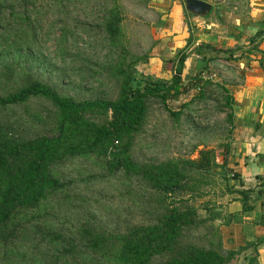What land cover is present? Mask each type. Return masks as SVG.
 I'll return each instance as SVG.
<instances>
[{
	"label": "trees",
	"instance_id": "1",
	"mask_svg": "<svg viewBox=\"0 0 264 264\" xmlns=\"http://www.w3.org/2000/svg\"><path fill=\"white\" fill-rule=\"evenodd\" d=\"M78 1L0 0V264H232L237 253L223 248L220 231L214 225L218 213L205 206L208 215L202 217L194 206L203 175L222 178L229 172L228 145L223 143L219 151L201 149L196 159L157 163L136 162L130 151L147 125L149 101H159L175 124L190 103L215 89L224 94V138H231L235 131L232 100L224 87L202 78V70L195 69L193 59L198 55L205 60L203 51L208 50L213 59L221 54L224 60L237 63L243 57L242 48L220 50L201 44L170 55L172 36L162 29L157 39L138 53L124 33L127 0H83L93 4L98 16L81 27L86 38L96 39L99 49L106 50L101 58L105 64L94 70L96 49L86 56L74 44L75 39L69 41L67 35H73L72 29L78 27L69 20L73 27H61L52 60H59L61 66L67 60L73 62L77 66L74 70L83 74L81 83L93 84L106 76L114 83L116 95L78 99L31 71L38 65L50 66L37 42L42 19L51 15V28L63 3L75 7ZM149 1L132 3L148 12ZM43 8L44 12L38 10ZM188 28L187 48L192 39ZM263 36L264 30H258L248 44ZM81 42L91 48L90 40ZM188 60L190 66L186 67ZM259 62L264 72V53ZM170 65L174 68L169 81L155 76L156 71ZM29 104L49 106L42 118L37 116L36 123L40 128L50 124L47 131L24 130L25 117L6 119L4 113L13 108H22L29 116ZM92 157L102 159L103 173L88 179L123 173L142 180L156 200L150 203L152 213H147V220L124 231H108L74 210L73 204L79 200L73 187L76 183L71 178L62 179L57 168ZM231 177L236 179L237 174L231 173ZM241 196L242 212L251 210L245 194ZM40 246L47 248L50 256L33 252ZM254 261L251 258L248 264Z\"/></svg>",
	"mask_w": 264,
	"mask_h": 264
},
{
	"label": "rangeland",
	"instance_id": "2",
	"mask_svg": "<svg viewBox=\"0 0 264 264\" xmlns=\"http://www.w3.org/2000/svg\"><path fill=\"white\" fill-rule=\"evenodd\" d=\"M72 5L67 6L65 2L63 3L59 9V18L56 24L50 26L51 28L48 26L53 17L48 15V18L42 19L40 29L37 32V42L41 46L43 57L50 66L36 65L37 69L31 71L39 76L43 82L54 86L69 96H76L78 99L114 98L116 95V90L112 88L114 83L108 81L106 76L98 77L97 82L93 84L81 83L80 77L83 74L74 70L77 66L73 62L67 60V63L61 66L59 60H52L55 51V39L60 37L61 27L71 29L73 27L72 24H68L69 20L77 23L78 26L76 29H72L73 35H67L69 41L71 38L75 39L74 44L80 50L83 49L86 56L93 54L96 49L98 61H93L92 68L94 70H98L100 63L105 64L104 59L102 61L101 58L106 50L104 52L99 49L101 45L96 39L86 38L85 30L81 27L85 23L91 24L98 16L96 10L92 9L93 4L80 0L76 2L75 7H71ZM124 5L128 11L124 23V33L131 39L136 52H144L153 40L156 17L150 10L145 12L133 7L132 0H127ZM38 10L44 12L45 8ZM79 35L82 40H90L91 48L77 38ZM217 65L218 68L216 66L211 69L212 71L203 69L202 78L218 84L220 76H224L226 71L220 68L222 67L221 64ZM173 68L170 66L164 71H156L155 76L169 81ZM185 75L186 72L183 73V79L186 80ZM223 97L224 94L215 89L211 95L206 94L204 98L195 100L188 105L180 121L175 124L169 119L159 101H149L147 125L143 133L134 139L130 157L140 163H157L170 159H196L201 149L221 150L220 145L225 141V129L227 128V110L223 108ZM28 110L29 116L27 113L24 114L22 108H13L4 115L10 121L25 117L26 122L22 124L24 130L47 131L50 124L40 128L36 123L38 122L37 116L42 118L44 113L50 110L49 106L29 104ZM102 167V159L92 157L69 162L57 168L56 172L62 179L71 178L76 183L73 187L79 195V200L73 204L74 210L77 209L80 216L108 231H124L132 224L147 220L149 218L147 213H152L151 204H155L156 200H154L153 194L150 195L142 180L133 176L126 177L123 173L105 178L88 179L91 175L103 173ZM203 178L202 183L198 184L200 197L195 198L194 206L197 208L198 214L205 217L208 215L204 210L205 206L216 213L228 198L225 197V183L218 175L208 177L203 175ZM214 225L215 227L218 226L216 220ZM33 252L50 256V252L43 246L36 248ZM27 257L28 255L25 256L26 261Z\"/></svg>",
	"mask_w": 264,
	"mask_h": 264
},
{
	"label": "crops",
	"instance_id": "3",
	"mask_svg": "<svg viewBox=\"0 0 264 264\" xmlns=\"http://www.w3.org/2000/svg\"><path fill=\"white\" fill-rule=\"evenodd\" d=\"M187 1H149L148 9L156 17L152 41L166 29L172 36L168 44L170 55L201 44L220 50L242 48L243 57L237 63L224 60L221 54L213 59L208 50L203 51L205 60L198 55L193 60L195 69L202 73L203 69L212 71L218 68L217 64L222 65L220 68L226 72L218 84L232 100L235 131L224 141L229 148L226 158L229 172L222 178L219 175L228 199L216 212L223 248L237 253L232 264H248L251 258L255 264H264V72L259 65L264 36L248 44L258 30H264V0H194L204 7H195ZM188 25L192 39L187 48ZM231 173L237 174V178L233 179ZM241 193L253 206L251 210L242 212Z\"/></svg>",
	"mask_w": 264,
	"mask_h": 264
},
{
	"label": "water",
	"instance_id": "4",
	"mask_svg": "<svg viewBox=\"0 0 264 264\" xmlns=\"http://www.w3.org/2000/svg\"><path fill=\"white\" fill-rule=\"evenodd\" d=\"M193 5L195 7H204V4L199 2V1H194V0H188L187 4Z\"/></svg>",
	"mask_w": 264,
	"mask_h": 264
}]
</instances>
